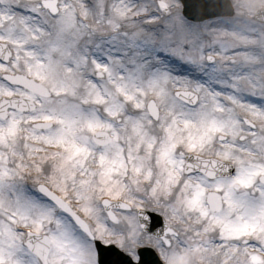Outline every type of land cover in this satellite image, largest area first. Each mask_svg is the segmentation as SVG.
<instances>
[{
    "label": "snow or ice",
    "instance_id": "6c2138e0",
    "mask_svg": "<svg viewBox=\"0 0 264 264\" xmlns=\"http://www.w3.org/2000/svg\"><path fill=\"white\" fill-rule=\"evenodd\" d=\"M217 7L0 0V264H264V0Z\"/></svg>",
    "mask_w": 264,
    "mask_h": 264
},
{
    "label": "water",
    "instance_id": "95a60500",
    "mask_svg": "<svg viewBox=\"0 0 264 264\" xmlns=\"http://www.w3.org/2000/svg\"><path fill=\"white\" fill-rule=\"evenodd\" d=\"M220 2L222 0H184L185 14L190 19L213 18L214 15H219L222 11L217 7ZM144 214L149 217L148 232L154 233L162 227L163 218L161 216L149 212H144ZM96 245L99 251L100 264H137L128 254L115 245L106 246L99 240L96 241ZM140 256L141 260L138 264H163L152 248L141 249Z\"/></svg>",
    "mask_w": 264,
    "mask_h": 264
},
{
    "label": "rangeland",
    "instance_id": "374dc122",
    "mask_svg": "<svg viewBox=\"0 0 264 264\" xmlns=\"http://www.w3.org/2000/svg\"><path fill=\"white\" fill-rule=\"evenodd\" d=\"M175 64H177V65H180V66H187V68L189 69V71H191L192 70V72H194V70H193V68H192V66L191 65H186V64H183V63H181V62H177V63H175ZM181 72H182V74L184 73V71L183 70H181ZM195 73V72H194ZM254 102H259V99L258 98H256L255 99V101ZM143 209H145V210H153V211H155V212H157V213H159L158 211H156L155 210V208L153 207V206H151V205H145L144 207H143ZM159 214H161V213H159ZM162 215V214H161ZM109 226L111 227L112 225H111V222L109 223ZM103 242V241H102ZM110 244H115L116 246H118L120 249H122L120 246H119V244L118 243H116L115 242V239H113V242L112 243H110ZM142 244H149L150 246H154V244H152L151 242H149L147 239H145V241L143 242V243H141V244H139L138 245V247H137V250H138V248L142 245ZM109 245V244H108ZM122 250H124L126 253H128L125 249H122ZM129 254V253H128Z\"/></svg>",
    "mask_w": 264,
    "mask_h": 264
},
{
    "label": "bare ground",
    "instance_id": "6f19581e",
    "mask_svg": "<svg viewBox=\"0 0 264 264\" xmlns=\"http://www.w3.org/2000/svg\"><path fill=\"white\" fill-rule=\"evenodd\" d=\"M174 67H175V69H176V74H178V75H189V74H192V75H196V73H194V72H192V70L191 71H189V69L187 68V66H180V65H177V64H175L174 65ZM181 70H183L184 71V73L182 74V72H181ZM260 102V101H259ZM258 102V103H259Z\"/></svg>",
    "mask_w": 264,
    "mask_h": 264
}]
</instances>
